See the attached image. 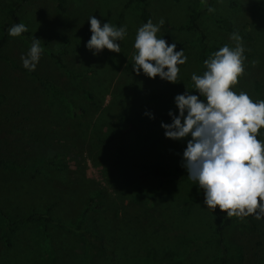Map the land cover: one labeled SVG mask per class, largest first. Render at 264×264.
<instances>
[{"label":"rangeland","instance_id":"374dc122","mask_svg":"<svg viewBox=\"0 0 264 264\" xmlns=\"http://www.w3.org/2000/svg\"><path fill=\"white\" fill-rule=\"evenodd\" d=\"M128 2L65 0L61 11L55 0H0V38L1 26H12L9 7L18 5L27 27L18 37L6 33L0 45V158L11 164H0V211L11 220L47 212L71 226L83 214L81 226L93 235L87 241L71 228L31 221L19 224L8 241L0 215V264H149L150 251L157 258L180 255L179 264H216V220L181 167L186 141L165 138L160 125L171 122L169 110L176 113L175 95L197 94L191 74L203 67L199 33L184 28L193 9L208 44L234 47L230 35L240 36L244 71L232 90L262 100L264 0ZM92 15L126 27L120 53L93 55L85 48ZM149 19H163L157 37L188 58L176 83L132 70L136 30ZM33 37L42 53L29 72L20 57ZM259 133L264 140V128ZM169 174L176 176L159 180ZM248 216L253 229L238 222L223 229L230 264H264V216Z\"/></svg>","mask_w":264,"mask_h":264},{"label":"clouds","instance_id":"9594fccd","mask_svg":"<svg viewBox=\"0 0 264 264\" xmlns=\"http://www.w3.org/2000/svg\"><path fill=\"white\" fill-rule=\"evenodd\" d=\"M87 21L91 33L85 42L87 50L93 55L104 49L120 53L118 41L127 35L125 26L101 24L93 15ZM163 24V19L157 24L149 19L137 28L131 67L137 75L176 83L178 66L188 58L183 48L175 50V43L157 37ZM26 31L25 24L16 23L7 29V34L18 37ZM229 39L236 45L225 44L203 61V74H191L197 94L185 91L175 95L177 111L174 114L169 110L171 122H161L160 126L165 138L186 141L181 167L203 191L207 208L214 211L218 206L228 217L254 215L259 220L264 216V140L257 136L264 128V100L254 102L246 92L232 90L244 71V48L238 34H231ZM41 53L40 40L33 37L26 55L20 57L22 67L34 71ZM144 115L154 118L149 111Z\"/></svg>","mask_w":264,"mask_h":264},{"label":"trees","instance_id":"16d2710c","mask_svg":"<svg viewBox=\"0 0 264 264\" xmlns=\"http://www.w3.org/2000/svg\"><path fill=\"white\" fill-rule=\"evenodd\" d=\"M55 1H56V7L59 10L63 11L65 9V7H64L65 0H55ZM131 1L132 0H129V2L127 4H129ZM135 2L137 4H142L144 2V0H135ZM17 7H18V5H16L15 7H9V9H8V12L10 14V18L12 20L11 25L16 24V23H20L19 16L16 14V8ZM120 16H121V14L119 15V18H120ZM140 16H141L143 21H146L148 15H147V13L143 7L140 10ZM198 18H199V12L196 9H193L191 11L189 17H188L187 23L184 25V28L194 29L199 33L198 37L196 38V43H198V45H199L198 56L201 60L203 67H202L201 72L198 75H202L203 72L205 71L203 61L205 59L209 58V56L213 52L217 51L222 46L221 45L208 44V42L206 41V36L199 26ZM220 25L222 27H224L227 31L232 32V33L234 32V28L232 27V25L229 21L221 20ZM1 28H2V34L3 35L0 38V45L3 43V40H4L5 35L7 33L6 27L1 26ZM53 56L56 58V60L58 62L60 61V57L57 54H53ZM255 88L257 90H259L258 85H256ZM262 100H264V96L262 97ZM126 132H128V131H126ZM257 139H259V136H257ZM0 164L6 165V166L11 165L10 163H8L7 161H5L4 159H1V158H0ZM175 176H176L175 174H169L168 176L160 175L159 180L163 181L165 177L174 178ZM86 210H87V208L84 209L83 213H85ZM210 210H211V212H212V214L216 220V225L213 228V236L211 239V241H213V243L217 249L216 264H230L228 262V257L231 255H228V257H227V248L224 244L223 229L226 226H230L235 222L240 223L243 227H245L247 229H253L254 223H253L250 216L241 217V218H237L236 216L228 217L226 215V213L220 212L218 206L214 211L212 209H210ZM0 215L2 217L4 226H5V234L8 237V241H9V235L16 229V227L19 224H21L22 222H31V221H42L43 223H45V226L47 224H53L56 226H61V227L64 226V227L71 228L74 232L83 236L87 241H90L91 236H93L90 230H88L86 228H82V226H81L83 214L80 215L81 218L78 221H76V224L74 226L64 225V224L60 223L59 220L53 219L47 212L33 211V212H30L29 214H27L25 217L15 219V220H11L9 218V216L2 211H0ZM192 245L194 246L195 243H192ZM234 256L240 257L241 256L240 252L237 251L234 254ZM149 260H150L149 264H179L184 260V257L177 255V254H173V253H165L160 258H157V257H155L154 251H150L149 252Z\"/></svg>","mask_w":264,"mask_h":264}]
</instances>
